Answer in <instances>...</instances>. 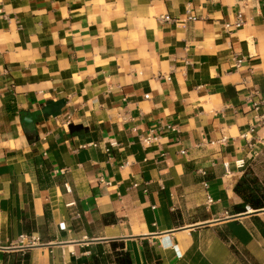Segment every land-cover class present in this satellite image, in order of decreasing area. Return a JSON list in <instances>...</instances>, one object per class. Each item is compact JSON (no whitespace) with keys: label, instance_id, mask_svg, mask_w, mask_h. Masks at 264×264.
<instances>
[{"label":"crops","instance_id":"obj_1","mask_svg":"<svg viewBox=\"0 0 264 264\" xmlns=\"http://www.w3.org/2000/svg\"><path fill=\"white\" fill-rule=\"evenodd\" d=\"M263 150L264 0H0V264H264Z\"/></svg>","mask_w":264,"mask_h":264},{"label":"trees","instance_id":"obj_2","mask_svg":"<svg viewBox=\"0 0 264 264\" xmlns=\"http://www.w3.org/2000/svg\"><path fill=\"white\" fill-rule=\"evenodd\" d=\"M234 191L240 196L241 202L233 208L235 212H245L247 207L261 209L264 207V180L252 170L245 169L234 185ZM264 232V228L262 227Z\"/></svg>","mask_w":264,"mask_h":264},{"label":"built area","instance_id":"obj_3","mask_svg":"<svg viewBox=\"0 0 264 264\" xmlns=\"http://www.w3.org/2000/svg\"><path fill=\"white\" fill-rule=\"evenodd\" d=\"M188 18L191 19L193 17L189 16ZM164 19L168 20V16L167 15H161L160 16V20H164ZM242 61H243V57L235 58V65L239 66L242 63ZM150 140H151L150 137H145V138L142 139V141H144L146 143H149ZM243 165H244V161L243 160H239L238 161V166L242 167ZM207 199L210 201L209 197H207ZM19 242H20L21 245L25 244V245L30 246V245H34V244L38 243V238L33 236V235H31V234L24 233V234L19 236Z\"/></svg>","mask_w":264,"mask_h":264},{"label":"rangeland","instance_id":"obj_4","mask_svg":"<svg viewBox=\"0 0 264 264\" xmlns=\"http://www.w3.org/2000/svg\"><path fill=\"white\" fill-rule=\"evenodd\" d=\"M252 170L261 180H264V150L256 158L250 160L245 169Z\"/></svg>","mask_w":264,"mask_h":264},{"label":"water","instance_id":"obj_5","mask_svg":"<svg viewBox=\"0 0 264 264\" xmlns=\"http://www.w3.org/2000/svg\"><path fill=\"white\" fill-rule=\"evenodd\" d=\"M254 211H257V210H261V209H253ZM246 211H248V210H246Z\"/></svg>","mask_w":264,"mask_h":264},{"label":"bare ground","instance_id":"obj_6","mask_svg":"<svg viewBox=\"0 0 264 264\" xmlns=\"http://www.w3.org/2000/svg\"><path fill=\"white\" fill-rule=\"evenodd\" d=\"M248 211H252L250 207H248Z\"/></svg>","mask_w":264,"mask_h":264}]
</instances>
